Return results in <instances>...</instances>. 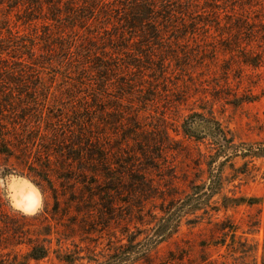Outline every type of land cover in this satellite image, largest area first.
Listing matches in <instances>:
<instances>
[{
	"label": "rangeland",
	"instance_id": "1",
	"mask_svg": "<svg viewBox=\"0 0 264 264\" xmlns=\"http://www.w3.org/2000/svg\"><path fill=\"white\" fill-rule=\"evenodd\" d=\"M13 1L0 4V264H264V40L57 32ZM23 179L32 212L13 201Z\"/></svg>",
	"mask_w": 264,
	"mask_h": 264
},
{
	"label": "trees",
	"instance_id": "2",
	"mask_svg": "<svg viewBox=\"0 0 264 264\" xmlns=\"http://www.w3.org/2000/svg\"><path fill=\"white\" fill-rule=\"evenodd\" d=\"M24 7L21 19L41 21L57 32L88 30L97 25L105 32L129 34L145 42L158 41L165 29L176 39L205 34L225 49H244L264 40V2L259 0H14ZM4 3V0L0 4ZM228 13V14H225ZM257 18L258 22L253 19ZM258 23V24H257ZM110 27V29H107ZM211 29L216 31L212 36ZM47 31H50L47 28ZM159 38V39H158ZM45 253V251H44ZM42 254L34 258L41 257Z\"/></svg>",
	"mask_w": 264,
	"mask_h": 264
},
{
	"label": "bare ground",
	"instance_id": "3",
	"mask_svg": "<svg viewBox=\"0 0 264 264\" xmlns=\"http://www.w3.org/2000/svg\"><path fill=\"white\" fill-rule=\"evenodd\" d=\"M11 187L16 207L25 212H32L39 207V191L30 182L24 179L22 181H14Z\"/></svg>",
	"mask_w": 264,
	"mask_h": 264
}]
</instances>
